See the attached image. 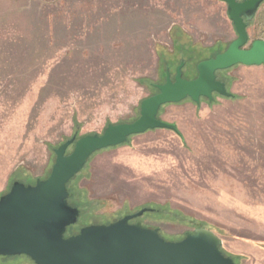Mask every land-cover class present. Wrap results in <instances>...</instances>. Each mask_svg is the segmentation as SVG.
<instances>
[{
    "label": "rangeland",
    "instance_id": "1",
    "mask_svg": "<svg viewBox=\"0 0 264 264\" xmlns=\"http://www.w3.org/2000/svg\"><path fill=\"white\" fill-rule=\"evenodd\" d=\"M247 33L246 47L264 39V1ZM235 38L219 0H0V196L46 178L64 141L134 121L167 71L184 62L194 79ZM216 77L231 97L160 107L179 134L150 129L88 158L67 186L80 211L67 235L146 208L130 222L168 241L209 228L235 264L243 242L264 247V64Z\"/></svg>",
    "mask_w": 264,
    "mask_h": 264
},
{
    "label": "water",
    "instance_id": "2",
    "mask_svg": "<svg viewBox=\"0 0 264 264\" xmlns=\"http://www.w3.org/2000/svg\"><path fill=\"white\" fill-rule=\"evenodd\" d=\"M236 32V38L214 57L198 62L194 79L182 77L180 62L173 78L166 72L157 92L140 102L139 116L132 122L108 124L101 134L72 137L54 149L55 161L46 178L33 184L14 181L0 196V256H27L34 264H235L220 247L222 238L206 227L185 232L178 241H168L158 228L130 221L147 209L126 214L107 224H90L67 235L79 217V208L68 202L67 183L88 158L101 149L126 142L129 136L150 129L165 128L179 134L174 123L157 117L160 107L190 98L213 99V94L231 97L216 72L236 64H264V39L248 47L247 21L264 0H219ZM72 151L67 153L68 146Z\"/></svg>",
    "mask_w": 264,
    "mask_h": 264
},
{
    "label": "crops",
    "instance_id": "3",
    "mask_svg": "<svg viewBox=\"0 0 264 264\" xmlns=\"http://www.w3.org/2000/svg\"><path fill=\"white\" fill-rule=\"evenodd\" d=\"M254 242L255 241L248 240L247 242H243L241 244L244 247V249L242 250V254L245 257V259L243 260V264H264V247L259 246ZM246 246L248 248H246Z\"/></svg>",
    "mask_w": 264,
    "mask_h": 264
},
{
    "label": "trees",
    "instance_id": "4",
    "mask_svg": "<svg viewBox=\"0 0 264 264\" xmlns=\"http://www.w3.org/2000/svg\"><path fill=\"white\" fill-rule=\"evenodd\" d=\"M69 183V182H68ZM68 183H67V186H68ZM67 190H68V187H67ZM68 202H69V197H68ZM68 230H69V228H68ZM67 234V233H66ZM220 249H221V247H220ZM221 251H222V249H221ZM223 252V251H222ZM224 253V252H223ZM225 254V253H224ZM226 255V254H225ZM228 256V255H227Z\"/></svg>",
    "mask_w": 264,
    "mask_h": 264
},
{
    "label": "flooded vegetation",
    "instance_id": "5",
    "mask_svg": "<svg viewBox=\"0 0 264 264\" xmlns=\"http://www.w3.org/2000/svg\"><path fill=\"white\" fill-rule=\"evenodd\" d=\"M252 19H253V18H252ZM252 19H251V20H252ZM251 20H250V21H251ZM250 21H247V25H248V22H250Z\"/></svg>",
    "mask_w": 264,
    "mask_h": 264
},
{
    "label": "built area",
    "instance_id": "6",
    "mask_svg": "<svg viewBox=\"0 0 264 264\" xmlns=\"http://www.w3.org/2000/svg\"><path fill=\"white\" fill-rule=\"evenodd\" d=\"M237 1H242V0H237Z\"/></svg>",
    "mask_w": 264,
    "mask_h": 264
}]
</instances>
